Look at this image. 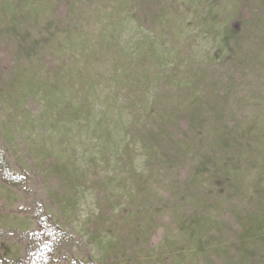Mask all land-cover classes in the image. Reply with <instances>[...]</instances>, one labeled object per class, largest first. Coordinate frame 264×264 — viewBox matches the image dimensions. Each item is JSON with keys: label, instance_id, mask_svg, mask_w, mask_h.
I'll list each match as a JSON object with an SVG mask.
<instances>
[{"label": "rangeland", "instance_id": "1", "mask_svg": "<svg viewBox=\"0 0 264 264\" xmlns=\"http://www.w3.org/2000/svg\"><path fill=\"white\" fill-rule=\"evenodd\" d=\"M5 1L9 5L3 10L0 0L3 31L10 30L13 18V0ZM56 1L21 4L29 15L23 22L29 27L22 31L36 40L37 52L21 65L20 95L6 102L0 96V264H36L35 255L50 237L54 245L44 264H203L200 253H206L198 251L197 241L186 238L188 249L180 245L186 237L176 218L181 206L170 204L177 201L171 187L175 177L158 176L167 169L156 167L132 134L166 80L184 82V71L221 62L227 51L224 24L236 0H163L166 9L150 27L136 22L132 0H58L59 18L52 11ZM257 54L233 100L240 105V125L253 121L254 129L264 128V114L256 116L264 113L259 67L264 50ZM10 58L1 46L2 71L13 64ZM54 159L62 168L52 167ZM63 164L73 191L61 189L62 178L57 185L50 180L64 171ZM133 170L155 175L147 178L150 184H136ZM240 170L238 177L247 182L255 174ZM97 184L106 187L117 208L143 214L142 235L148 236L142 244L126 250L113 236L91 238L98 201L103 203ZM152 209L163 215L146 218Z\"/></svg>", "mask_w": 264, "mask_h": 264}, {"label": "trees", "instance_id": "2", "mask_svg": "<svg viewBox=\"0 0 264 264\" xmlns=\"http://www.w3.org/2000/svg\"><path fill=\"white\" fill-rule=\"evenodd\" d=\"M162 1L132 0V16L138 24L150 27L166 9ZM2 2L5 10L9 4ZM24 2L28 0H13V18L7 23L10 30L3 31L0 26V47L9 52L13 62L11 66L8 63L7 72L0 67V96L5 102L6 98L12 101L13 95H20L25 88L21 65L26 56L31 58L37 52L36 40L32 41L22 31L29 27L23 23L29 18L21 10ZM58 4L57 0L52 8L57 18ZM221 38L227 50L221 62L206 70L184 71L187 80L184 82L166 80L164 83L168 85L160 87L161 91L148 106L145 120L134 124L132 138L149 152L156 167L167 169L158 176L175 177L171 187L177 201L170 204L181 206L176 207L181 218L179 215L176 218L186 233L184 242H180L183 248H189V241H197L198 251L201 248L206 253L205 256L200 253L206 260L203 264H264V128H252L253 121L241 127L243 116L236 110L240 105L235 107L238 103H234L242 92L239 87L244 72L250 70L258 51L264 50V0H236V10L224 24ZM43 62L51 67L45 56ZM259 67L264 70V59ZM263 114L256 116L262 118ZM127 154L125 151L124 155ZM51 163L53 168H62L58 160ZM64 167V171L56 169L57 175L50 180L57 185L62 178L65 182H61L60 188L64 192L73 191L72 178L64 177L69 178L71 173ZM239 170L255 174L247 182L238 177ZM133 173L136 184H150L147 178L155 175L146 177L134 170ZM95 191L98 197L101 194L99 199L103 203L98 201L91 238L113 236L126 250L130 245L142 244L148 236L142 235L146 231L143 214L139 210L126 213L127 207L117 208L103 185L97 184ZM174 209L170 211L177 215ZM156 212L163 215L152 209L146 218ZM52 244V237L49 242L45 240L33 263L44 264Z\"/></svg>", "mask_w": 264, "mask_h": 264}]
</instances>
